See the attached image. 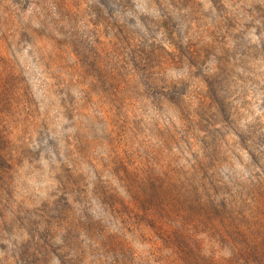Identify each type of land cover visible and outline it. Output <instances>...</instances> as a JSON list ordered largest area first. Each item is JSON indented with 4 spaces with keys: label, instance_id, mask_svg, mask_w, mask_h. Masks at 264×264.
<instances>
[{
    "label": "rangeland",
    "instance_id": "374dc122",
    "mask_svg": "<svg viewBox=\"0 0 264 264\" xmlns=\"http://www.w3.org/2000/svg\"><path fill=\"white\" fill-rule=\"evenodd\" d=\"M0 264H264V0H0Z\"/></svg>",
    "mask_w": 264,
    "mask_h": 264
}]
</instances>
